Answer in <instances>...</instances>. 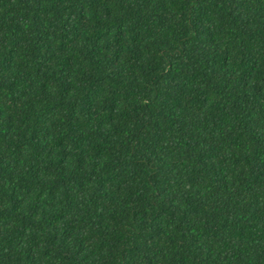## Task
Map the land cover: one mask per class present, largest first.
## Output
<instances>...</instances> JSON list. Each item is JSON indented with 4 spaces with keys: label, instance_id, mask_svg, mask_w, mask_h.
I'll list each match as a JSON object with an SVG mask.
<instances>
[{
    "label": "trees",
    "instance_id": "trees-1",
    "mask_svg": "<svg viewBox=\"0 0 264 264\" xmlns=\"http://www.w3.org/2000/svg\"><path fill=\"white\" fill-rule=\"evenodd\" d=\"M0 264H264V0H0Z\"/></svg>",
    "mask_w": 264,
    "mask_h": 264
}]
</instances>
